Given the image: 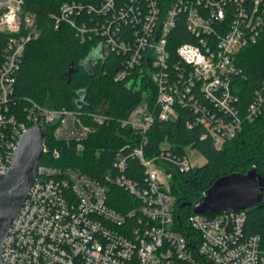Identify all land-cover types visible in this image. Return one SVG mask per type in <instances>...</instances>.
<instances>
[{
  "label": "built area",
  "instance_id": "1",
  "mask_svg": "<svg viewBox=\"0 0 264 264\" xmlns=\"http://www.w3.org/2000/svg\"><path fill=\"white\" fill-rule=\"evenodd\" d=\"M51 18L56 29L66 25L81 42H96L98 56L122 57L115 81H147L154 99L119 121L132 135L101 178L40 163L1 264H264V239L246 232L247 211L191 212L182 221L176 215L172 168L188 172L203 156L192 146L178 154L166 144L158 152L148 145L157 121L177 122L183 111L191 115L186 128L203 127L201 138L210 135L218 149L263 114L264 78L242 105L247 76L238 56L264 35V0L71 2ZM178 27L190 41L173 49ZM0 36V173L11 167L22 134L36 125L51 127L56 143L84 152L92 132L87 116L16 95L27 46L40 37L21 0H0ZM90 118L100 126L112 121L99 112ZM44 154L58 159L62 150L45 144Z\"/></svg>",
  "mask_w": 264,
  "mask_h": 264
},
{
  "label": "trees",
  "instance_id": "2",
  "mask_svg": "<svg viewBox=\"0 0 264 264\" xmlns=\"http://www.w3.org/2000/svg\"><path fill=\"white\" fill-rule=\"evenodd\" d=\"M21 1L24 12L35 17L40 37L27 46L16 84L17 97L23 103L30 99L49 109L80 111L87 116L84 121L92 128L84 152L76 153L56 143L53 129L45 127L47 147H59L62 155L54 159L44 154L41 164L71 165L99 179L110 169L114 152L132 135L129 129L121 127L119 121L125 119L143 100L153 101V85L147 81L133 85H129L127 79L115 81L122 57L111 53L106 58L98 56L92 64L86 63L91 55H98V44L81 42L66 25L55 28L51 16L58 14L62 5L71 2L98 5L103 0ZM172 36L173 49L190 41L186 30L181 27ZM2 46L0 36V52ZM71 64L73 73L68 77L66 73ZM238 65L247 76L240 92L244 107L251 102L255 89L261 88L258 84L264 78V35L256 45L242 49ZM96 112L106 114L112 121L102 126L96 124L90 118ZM183 114L184 118L177 122L157 121L150 130L148 141L149 149L153 152H158L162 144L178 154H183L186 147L192 146L205 160L203 165L188 172L172 168L175 213L181 221L192 210L189 207L180 208L179 205L196 202L220 177L231 173L245 174L252 168L264 177V110L259 118L246 123L238 136L224 142L220 149L210 135L201 138L203 127L187 129L185 120L190 119L191 115L188 111H183ZM246 232L261 235L264 239V199L246 212Z\"/></svg>",
  "mask_w": 264,
  "mask_h": 264
},
{
  "label": "water",
  "instance_id": "3",
  "mask_svg": "<svg viewBox=\"0 0 264 264\" xmlns=\"http://www.w3.org/2000/svg\"><path fill=\"white\" fill-rule=\"evenodd\" d=\"M97 60L91 55L86 63ZM73 73V64L66 76ZM47 135L41 125L30 127L19 139L13 153L12 165L5 173H0V264L3 246L23 209L34 186L38 168L43 158ZM264 199V177L255 168L247 173H231L217 179L205 194L194 203H182L194 214L212 215L248 211Z\"/></svg>",
  "mask_w": 264,
  "mask_h": 264
},
{
  "label": "rangeland",
  "instance_id": "4",
  "mask_svg": "<svg viewBox=\"0 0 264 264\" xmlns=\"http://www.w3.org/2000/svg\"><path fill=\"white\" fill-rule=\"evenodd\" d=\"M191 153H194V152H191ZM195 154V153H194ZM197 154H195V156H196ZM197 159H196V161H199V165L201 166V165H203L204 163H205V160L202 158V157H200V156H198L197 155V157H196Z\"/></svg>",
  "mask_w": 264,
  "mask_h": 264
},
{
  "label": "flooded vegetation",
  "instance_id": "5",
  "mask_svg": "<svg viewBox=\"0 0 264 264\" xmlns=\"http://www.w3.org/2000/svg\"><path fill=\"white\" fill-rule=\"evenodd\" d=\"M98 57V55H96Z\"/></svg>",
  "mask_w": 264,
  "mask_h": 264
}]
</instances>
